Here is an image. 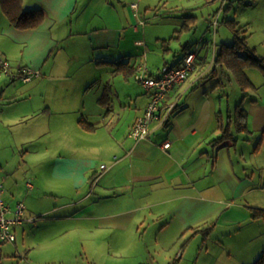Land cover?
Returning <instances> with one entry per match:
<instances>
[{"label":"crops","instance_id":"obj_1","mask_svg":"<svg viewBox=\"0 0 264 264\" xmlns=\"http://www.w3.org/2000/svg\"><path fill=\"white\" fill-rule=\"evenodd\" d=\"M131 3L121 10L115 0H23L25 11L39 8L45 14L39 26L24 29L12 24L0 0V56L9 58L14 70L40 71L30 80L0 76V198L11 205L26 203L16 233L28 222L37 230L41 223L47 228L46 239L0 240L14 244V258L23 260L17 264H173L180 252L176 264H185L189 241L199 234L205 250L194 264H218L221 257H207L217 224L238 225L233 230L241 232L242 221L264 217L255 215V208L264 209V167L248 163L264 142V83L258 87L253 81L264 69L248 68L255 88L244 96L240 87L243 95L232 105L224 92L237 81L216 66L218 48L209 61L200 52L204 42H186L180 52L166 48L169 59L164 56L156 70L138 64L130 53L129 30L133 24L139 31L143 24ZM249 45L264 56L257 44ZM188 51L197 53L195 67L166 96L176 109L136 142L130 129L149 95L143 87L134 98L130 78L141 67L158 75L166 64L179 65ZM120 62L133 70H117ZM203 63L209 64L204 70ZM239 103L248 112V129L242 132L235 128ZM225 129L231 135L218 141ZM31 135L42 138L37 150L26 147ZM17 149L25 151L24 160ZM31 152L50 154L40 165L42 175L27 160ZM66 185L72 193L61 192ZM50 196L60 202L48 208ZM67 233L74 235L72 244L88 241L91 249L104 239V258L65 255L70 252L59 236ZM3 249L0 264H14ZM248 250L238 264L259 257L249 262L252 247Z\"/></svg>","mask_w":264,"mask_h":264},{"label":"rangeland","instance_id":"obj_2","mask_svg":"<svg viewBox=\"0 0 264 264\" xmlns=\"http://www.w3.org/2000/svg\"><path fill=\"white\" fill-rule=\"evenodd\" d=\"M132 1L136 2L139 6L137 9L138 15L136 16V10L131 5L136 20L145 21V23L139 31H134L133 24L130 25V53L134 56V58L138 59V61L136 60L135 62H138V64L142 63L148 68L150 67L151 69L156 70V68L164 61V56L169 59L166 55V48H171L172 50L180 52L181 45L186 42H191L192 46L196 45L197 41H200L201 44L204 42L206 45L203 49H200V52L203 56H207L208 60L211 61L213 52L218 48L219 44L222 42H229V44L233 43V33L230 27L224 22L228 19L237 20L239 22L238 26L245 30V35H249V43L251 45L257 44L256 46L258 50L261 51L260 53H264V0H123V2L115 0V4L123 10L129 6ZM190 15L194 17V20H192ZM115 16H117L116 11ZM188 16H190V22L193 23L194 26L190 30L182 27V23L187 20ZM139 38L145 41V45L135 44V40ZM203 65L204 66L201 67L202 70L209 66L208 63H203ZM257 69L260 70L261 68L257 67ZM262 71L264 74V70ZM227 72L231 73L229 69H227ZM259 78L260 79L256 81L253 79L254 83L258 87L264 83V75L262 77L259 76ZM233 81V85H229L227 83L229 88L226 91L227 93L224 92L225 95L230 96L232 105L236 102V100L241 99L243 95V91L241 90L239 84L235 82L234 79ZM130 83L131 90L134 92L133 97L137 98L138 94L143 89V86L136 80L135 73L134 76L130 78ZM117 87H120L121 89V86L117 85ZM220 93L222 96L221 91ZM250 93L254 94V90H251ZM149 100L144 111L139 116L145 114ZM126 101L128 104L133 105V103L129 100H123V105L126 104ZM116 104H118L117 101ZM137 118L133 122L130 131L134 127ZM87 119L90 120L89 117H87ZM33 121L34 120H32V122ZM156 123L159 124V122H155V124ZM30 138L31 141L27 143L26 147L31 148V150L39 149L42 145V138H37L34 135H31ZM24 152L25 151L17 149L18 158L20 160H24L21 158ZM49 155L50 154L46 155V153L38 155L35 152H31L28 155L27 160L31 161L30 163L34 165L33 170L35 173L42 175V167L40 165L44 164V161L48 159ZM248 163L251 166L252 164L257 163L261 167H264V142H261V150L257 153V155L249 154ZM24 168L25 166L22 165L20 170ZM68 191V185H66L64 189H61V192L63 193H68ZM69 193H72V190L69 191ZM50 197L52 198L49 200L48 208L51 207V204L53 205L55 202H60V200H55L57 199L56 197ZM59 198L61 199V197ZM41 201L42 202L39 207L46 208V205L43 204L45 199ZM39 220L40 219L37 218L36 221ZM235 226L238 225L225 224L222 222L217 224L212 233V237H209L210 251L207 254L208 259L221 257L218 264H238L239 259L242 256L247 255V252L251 251L248 250V247H252L253 250V257L251 256L252 259H249L252 261L249 262H253L258 256H260L264 249V217H256L254 220L247 222L242 221L239 228L241 229V232L233 230ZM38 227L39 229L37 230L36 227L34 228V226H32V223L28 222V224L25 225V231L23 233L21 232V229L17 231L18 242L21 244L23 238L28 240L29 238L34 239V237L37 236L40 238L43 236V238L46 239L44 232H46L47 228H43L42 223L39 224ZM75 233L77 235V231H75ZM50 235V237H52V233ZM73 236V233H67L64 236H59V240H61V242L68 247L70 252L65 255H72L75 257L78 254V257L85 260L87 259V256L88 258H91V254L95 253L97 259L104 258V252H107L108 249V246L105 245L106 241L104 239L98 241V247L91 249L92 244L88 241H86L84 245H78L74 242L72 244L71 237ZM76 240H79V237H76ZM202 243L203 236L201 234L197 237L194 235L191 237L188 244L189 246L188 248L186 247L188 251V258L187 261L185 260V264H194L195 260H197L196 257L199 254L198 252L200 251H203L200 252V259H202L205 250ZM0 247L4 248L3 250L6 255L12 254L11 258L14 259V264H17V262L22 263L23 260L19 256L14 258L15 248L13 243H0ZM23 254L25 255L24 252ZM152 254L155 253L152 252ZM39 255H42L40 251ZM146 264H149V261H146Z\"/></svg>","mask_w":264,"mask_h":264},{"label":"built area","instance_id":"obj_3","mask_svg":"<svg viewBox=\"0 0 264 264\" xmlns=\"http://www.w3.org/2000/svg\"><path fill=\"white\" fill-rule=\"evenodd\" d=\"M132 7L137 14L138 4L133 2ZM142 24L145 21H141ZM137 28V26H136ZM142 42V41H141ZM138 41L137 43H141ZM197 58L196 51H188L179 65H164L158 75L149 74L147 68L136 72V79L146 89L150 100L144 115L139 116L130 131V136L136 141L145 140L152 130L155 122L165 123L171 113L176 109L175 102H166V96L176 85L183 83L195 67ZM145 67V66H144ZM39 70L32 67H20L14 70L12 62L8 58L0 56V76L5 74L12 77L21 76L25 80H30L38 75ZM171 146V141L166 140L163 143L164 148ZM103 168L107 166L102 165ZM31 186V184H29ZM26 204L24 201H18L11 205L3 198H0V240L15 241L17 239L16 227L24 219ZM33 219V218H30Z\"/></svg>","mask_w":264,"mask_h":264},{"label":"trees","instance_id":"obj_4","mask_svg":"<svg viewBox=\"0 0 264 264\" xmlns=\"http://www.w3.org/2000/svg\"><path fill=\"white\" fill-rule=\"evenodd\" d=\"M1 5L6 15L11 20L12 24L17 28H35L39 26L45 17L43 10L37 8L29 11L23 9V0H1ZM191 16V15H190ZM184 22V28L189 29L192 27L189 17ZM194 20V17H192ZM230 29L234 32V41L232 44L221 43L215 54L216 66L220 65L231 71L234 78L245 92L255 88L254 83L247 74L249 67H260L264 69V56L256 55L255 49L250 47L247 37L242 27L238 26V21L235 19H228L224 21ZM117 70H127L130 72L134 67H128L126 64L120 62L116 64ZM137 70V68H136ZM135 70V72H136ZM235 128L237 132H242L248 129V112L243 107L242 103H239L236 107ZM228 129L224 130L218 141L223 139V136L231 135ZM264 214V209L255 208V215ZM181 252L175 258L176 264L181 258ZM251 264H264V251L262 254Z\"/></svg>","mask_w":264,"mask_h":264}]
</instances>
